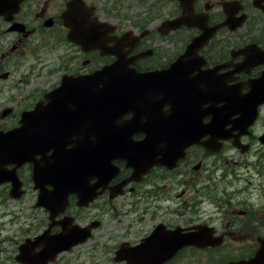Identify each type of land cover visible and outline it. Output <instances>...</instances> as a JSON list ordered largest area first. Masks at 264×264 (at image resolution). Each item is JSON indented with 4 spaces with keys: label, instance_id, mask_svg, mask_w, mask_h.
Returning a JSON list of instances; mask_svg holds the SVG:
<instances>
[{
    "label": "flooded vegetation",
    "instance_id": "flooded-vegetation-1",
    "mask_svg": "<svg viewBox=\"0 0 264 264\" xmlns=\"http://www.w3.org/2000/svg\"><path fill=\"white\" fill-rule=\"evenodd\" d=\"M58 33L79 61L48 70L34 55ZM110 67L127 91L110 121L40 126L65 78ZM2 83L0 264H264V0H0ZM104 132L111 169L58 194L35 178L27 156L72 149L38 142Z\"/></svg>",
    "mask_w": 264,
    "mask_h": 264
},
{
    "label": "water",
    "instance_id": "water-1",
    "mask_svg": "<svg viewBox=\"0 0 264 264\" xmlns=\"http://www.w3.org/2000/svg\"><path fill=\"white\" fill-rule=\"evenodd\" d=\"M85 46L87 48H95V47H99V44L96 42V39H86ZM106 71H108V69H104L103 71H101L97 74H99V75L101 73L104 74V73H106ZM76 81L79 82L78 85H80V86L83 84V81H78V79H76ZM66 85L67 84L62 86L56 93L61 94L63 97H65ZM72 89H74V90H72ZM72 89L69 91L70 93L68 92L69 94H67V96L76 95L77 93L78 94L76 96H79L81 94L78 89H75V88H72ZM121 94H123V93H121ZM94 96L92 97V100H93L92 101L93 103H91L92 105H90L88 107V112H90L91 114H95V112L97 110V103H95ZM77 100H79V98L76 99V102H77ZM69 103L70 102H68V100L63 99L62 103L60 105L58 104V106L56 105L54 107V111L56 113L61 112L64 116L68 115L70 118V124H71L70 127L71 126L73 127V125L75 126L80 119L79 114H80L82 108H79L76 105H74V108H73L72 105ZM102 107L104 108V109L102 108V111H104L103 112V116H104L107 114L105 111L107 108L104 106H102ZM76 111H78L77 116H76V114H77ZM87 115H89V113ZM46 118H48V120L54 119L56 122L55 123L56 125L54 124L55 126L61 127V126L65 125V121L61 122L60 117H56V116L50 117V116L46 115ZM44 127H49V125L48 126L45 125ZM45 139H46V141H40L39 142L40 145L45 148V150H48L49 146H51V145L56 146L57 144H59V145L65 144L64 147H66L67 144H70L72 149L68 153L66 152V149H61L60 152L56 153L55 159H57V160H55L54 163H53V161H50V160L46 161L45 160L43 164H39L34 160V156H30V155L27 156L28 157L27 159L29 161H33L35 163V175L34 176L38 180H40L41 176H46V178L48 177L49 181H50V179H52V182H54V181H58V179H59V180H61V183L65 184L66 176L68 174H70L71 175V183L77 184V183H80V176L85 172L87 173V175H89V174L95 175L96 173L98 174L99 171L100 172L102 171V173H104V172H106L112 168V165L110 163L112 158L111 157L105 158V155H108V152L109 153L113 152V150L111 148L113 145H111L110 139L107 140V139L103 138L102 142H100V145H102V146H100L99 149H98V147L95 148V146L92 145L88 141L86 154H84L78 148L81 144V141L69 140V141H66L65 143H63V142L56 141V140L53 141V140H48L47 138H45ZM98 144L99 143H97L96 145H98ZM101 148H102V152L100 151ZM38 153L43 154L41 151H39ZM59 156H60V158H59ZM81 169L85 170L82 174L80 172ZM61 188L60 187L55 188L54 192L56 194L62 193L63 190L65 189V187H61ZM66 192H68V190H66ZM72 243H74V242H72Z\"/></svg>",
    "mask_w": 264,
    "mask_h": 264
},
{
    "label": "rangeland",
    "instance_id": "rangeland-1",
    "mask_svg": "<svg viewBox=\"0 0 264 264\" xmlns=\"http://www.w3.org/2000/svg\"><path fill=\"white\" fill-rule=\"evenodd\" d=\"M43 43H40L39 48L37 47V52L38 54L34 55L35 57H38L39 60H45V61H53V60H58L57 62L54 63H48V65L45 67V69H51L52 67H56V66H61V67H65V66H75L77 65L76 62H78L79 60H77L76 55L73 52L72 46H70L67 43H64L63 41V37L60 33L58 34H50L49 37H47L46 39H44V41H42ZM39 42L37 41V44ZM33 55H24L22 57H17V58H13L10 61H8V65L11 64H16V65H21V63H26L30 60V57H32ZM47 75L44 74L42 76H40L39 82H44L46 81ZM12 91V87L9 83H2L0 84V99H3L7 94H9ZM167 190H172L171 187H168ZM179 189H177L178 191ZM167 193H170V191H168ZM26 204H28L26 202ZM11 208H13L11 205H9V210L12 211V213L17 214L15 210H11ZM17 228V227H15Z\"/></svg>",
    "mask_w": 264,
    "mask_h": 264
}]
</instances>
